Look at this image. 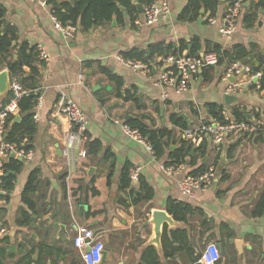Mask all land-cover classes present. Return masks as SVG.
Listing matches in <instances>:
<instances>
[{
    "label": "crops",
    "instance_id": "0c3cea01",
    "mask_svg": "<svg viewBox=\"0 0 264 264\" xmlns=\"http://www.w3.org/2000/svg\"><path fill=\"white\" fill-rule=\"evenodd\" d=\"M168 1L171 14L156 24H146L139 9L138 16L132 18L121 6V18L114 15L110 21L87 30L79 27L74 37L67 38L56 29L50 5L32 0H0L6 9V25L16 28L14 44L43 46L49 56L40 66L42 76L35 89L40 98L34 109L37 131L33 155L29 159L18 157L21 168L18 172L11 169L16 179L10 199H0L6 211L0 222V238L9 235L11 245L16 246L13 252L8 248L7 255L14 257L7 258L4 264H15L18 243H24L27 251L37 248L34 264H85L74 244L78 225L94 229L105 244L107 255L101 264H149L153 250L160 264H195L210 243H216L221 251L217 264H264V213H253L264 196V131L227 137L220 152L208 149L205 155H194L200 143L193 142L195 150L192 148L184 162L186 170L182 175L169 176L161 168L162 164H171L170 151L186 139L185 131L196 129L202 119L210 120L209 104L221 106L223 113L234 119L236 112H241L251 122L261 121V82L235 75L226 81L227 67L221 63L201 69L192 76L189 88L178 93L175 87L157 83L165 70L163 56H157L146 72L131 69L122 61L125 51H149L159 43L167 51L187 44L181 53H189L198 39L202 45L199 53L218 47L232 51L241 45L250 53L249 60L242 62L253 68L264 66V9L254 8L259 0H245L237 31L230 42H225L219 26L230 5L227 0H220L215 16L203 8L193 21L179 20L188 0ZM134 3L139 4L138 0ZM253 12L256 16L250 22L248 17ZM212 17L216 23L210 22ZM24 69L30 75V67ZM4 71L9 70L0 64V73ZM110 75L123 79L122 95ZM236 81L245 84L238 93L229 94L238 100L227 103L229 82ZM128 91L134 95L132 100L124 98ZM8 96L9 90L0 94V106ZM64 96L74 99L89 120L88 138L78 136L72 145L69 135L76 129L60 111ZM175 114L187 122L188 129L173 122ZM129 116L151 128L174 132L163 157H155L144 143L124 133L116 120L127 121ZM94 140L100 141L99 150L91 148ZM83 150L87 151L85 157ZM203 164L215 165L218 179L194 197L184 196L179 180ZM126 166L141 168L140 177L153 188L150 200L143 198L140 178L122 188ZM34 170H38L39 180L32 194L36 208L28 227L18 221L23 210L32 211L22 200V193ZM93 189L98 193L93 194ZM170 200L191 206L186 219L178 220L168 212ZM156 210L166 211L169 216L161 234L156 233L153 222ZM174 248L175 254L167 256V251Z\"/></svg>",
    "mask_w": 264,
    "mask_h": 264
},
{
    "label": "trees",
    "instance_id": "16d2710c",
    "mask_svg": "<svg viewBox=\"0 0 264 264\" xmlns=\"http://www.w3.org/2000/svg\"><path fill=\"white\" fill-rule=\"evenodd\" d=\"M157 0H138L139 4L144 7ZM232 3L235 0H227ZM55 2H59V7H55ZM220 0H188L187 4L182 9L179 20L181 21H193L199 17L201 10L205 8L206 10H211L212 16H215L217 7ZM47 4L51 6L52 13L65 25L74 24L81 29H90L96 25L103 24L106 21H110L114 15L118 18L122 17L121 6H125L126 10L129 12L132 18L138 16V7L134 3V0H47ZM255 9H264V0H259L255 4ZM6 16V9L0 4V64L6 66L10 72L11 78L20 77L22 85L28 90V92L19 100V108L21 115V122L10 123L7 141L16 145L18 149H24L25 151H30L34 148L33 141L37 131V125L35 120V106L38 104L40 93L36 92L38 82L41 79L40 66L45 65V61L40 57L39 47L30 45L28 42L22 44H14L17 40L16 28L11 25L4 26L2 19ZM255 12L251 13L248 20L252 22L255 19ZM188 48L187 44H182L179 48L169 47L168 51L164 44H154L150 47L149 51L140 49H131L129 51L123 52L122 56L125 59H132L141 61L152 67L153 62L157 56H167L169 53L179 54L183 52L184 49ZM202 45L198 39H195L192 47L189 49L190 54H197L201 50ZM217 52L221 54V63L224 62L225 58L230 61L234 60H249L248 50L237 45L232 51L225 50L221 48H215ZM30 67V75L27 76V72L24 67ZM255 70H262L264 73V66H256ZM104 72H107L104 70ZM41 75V76H40ZM111 79L116 82L119 94L122 95V88L124 86V81L121 77L110 75ZM30 80L32 82H30ZM260 88L264 90V76L261 80ZM13 93L9 91L8 98L3 101L0 106V111L11 101ZM134 95L130 91L125 92V100H132ZM209 115L211 118L223 119V109L217 104L208 105ZM236 117L238 120H247V117L241 112H236ZM14 119V117H12ZM172 120L176 125L181 126L183 129H188V124L178 115H172ZM12 119V120H13ZM12 122V121H11ZM132 128L138 129L147 141L153 146L155 154L158 158L163 157L167 150L169 149V142L173 140L174 132L168 128H151L146 123H144L139 118H134L126 121ZM261 133L263 131H260ZM192 141L182 139L180 146L170 151V163H184L187 157L190 156L192 148L194 146ZM101 143L99 140H94L91 142V148L94 150H99ZM209 149V141L207 138L200 142V145L196 148L194 155L197 152L205 155ZM193 155V157H194ZM193 162V161H192ZM169 164V163H167ZM207 166L203 164L198 169H195L192 173L196 174L203 171ZM21 164L19 163L18 157H10L9 162L6 164L7 173L4 177V182L2 187L8 190V194L3 195L0 193V199L8 201L10 199L9 192L14 189L16 175L11 172L12 170L19 171ZM130 166H126L124 169V174L122 178V188H128L131 185L130 179ZM39 180L38 170H34L26 183V186L22 193V200L24 203L32 210H23L21 212L22 218L18 221L19 225L30 227L32 221V215L35 212L36 205L32 199V194L37 189V184ZM140 186L144 191L143 198L145 200H150L153 197V188L148 184V182L140 177ZM98 191L93 189V194H97ZM168 212L178 220L186 219L188 212L191 211V206L187 203L181 201L170 200L168 203ZM4 207L0 206V222L3 214H5ZM254 215H262L264 213V196L260 199L259 203L254 209ZM29 240H32L28 235ZM0 264H4L7 258L14 257L13 255H7L8 248L12 244V239L9 235L0 238ZM19 247V257L15 261V264H34L33 254L35 249L30 251L26 250V245L24 243H18ZM43 247L40 249L43 251ZM176 249H171L167 251V256H172L175 254ZM152 259L149 264H160L158 255L155 250L151 252ZM199 258L194 260L195 264L199 263Z\"/></svg>",
    "mask_w": 264,
    "mask_h": 264
},
{
    "label": "built area",
    "instance_id": "2783aa9c",
    "mask_svg": "<svg viewBox=\"0 0 264 264\" xmlns=\"http://www.w3.org/2000/svg\"><path fill=\"white\" fill-rule=\"evenodd\" d=\"M42 5L47 4V0H32ZM245 0H235L230 3L225 16L223 17L219 30L225 42H230L238 27V21L243 10ZM171 14V8L168 0H157L143 7L144 22L148 25L158 23L161 18L168 17ZM52 18L56 29L61 31L67 38L75 36L78 26L74 24H63L53 13ZM211 23H216L217 20L210 18ZM40 56L44 60H48V54L43 46H39ZM223 50V49H222ZM224 51V50H223ZM124 64L136 71H150V66L141 61L122 58ZM165 70L161 73L157 83L163 86L175 87L178 93L184 92L189 88L191 78L201 69L214 67L221 64V54L216 50H205L197 54L179 53L168 54L162 57ZM227 71L224 75L226 81L235 75L237 77L247 76L249 82L260 83L264 73L262 70H255L250 64L244 63L241 60L230 61L228 58L223 62ZM245 81L229 82L227 94H236L242 90ZM10 91L13 93L11 101L0 111V193L8 194V190L3 188L4 177L7 173L6 164L9 161L11 154L21 159H29L33 155V151H25L18 149L15 144L7 141L12 117L19 115V100L28 92L17 77L10 79ZM166 98L168 95L164 93ZM60 111L70 120L75 127V131L69 135V145H72L73 140L78 136L84 140L88 138L89 120L82 107L72 98L63 97V103ZM116 122L121 125L124 133L140 142L144 143L148 150L155 156L153 146L147 141L146 137L135 128H132L126 121ZM264 131V118L259 122H251L249 120L234 119L226 113H223V119L213 118L210 120L202 119L200 125L194 130L185 131L187 140L199 144L205 138L209 139V149L220 152L222 143L227 137L239 135L243 133H257ZM87 151H82V156H86ZM162 170L166 175L176 176L182 175L186 170V163H171L162 164ZM140 167L131 169L130 178L132 181H138L140 178ZM219 177V170L215 165H208L203 171L193 174H185L179 180V188L181 193L187 197H194L200 190L204 191L211 188ZM76 235L74 244L81 251V256L85 264H101L105 251V244L97 238V233L94 229L82 226H76ZM221 259V251L216 243H210L204 249L199 260L202 264H217Z\"/></svg>",
    "mask_w": 264,
    "mask_h": 264
},
{
    "label": "water",
    "instance_id": "95a60500",
    "mask_svg": "<svg viewBox=\"0 0 264 264\" xmlns=\"http://www.w3.org/2000/svg\"><path fill=\"white\" fill-rule=\"evenodd\" d=\"M54 5H55V7H59V2H55ZM137 6H138L139 11L143 12V7L139 4ZM2 22H3L4 26L7 24V21L4 18L2 19ZM253 59H254V57H253ZM256 81L257 80L255 79L253 82H256ZM7 90L10 91V72L4 71V72L0 73V94H3ZM236 100H238L237 96L229 95V94L226 95V102L227 103H232ZM131 118H132L131 116L128 117V119H131ZM21 119H22L21 115H16L14 117V119L12 120V124L21 122ZM194 150H195V147L193 148V151ZM11 157H16V155L11 154ZM204 162H206V159L204 160ZM152 215H153V222L155 223V227H156V233L161 234V229H162L163 224L165 222H168V219H169L168 213L166 211L156 210L153 212ZM13 251H16L15 245L10 246L9 252H13ZM106 255H107V252L104 251L102 261H104L106 259Z\"/></svg>",
    "mask_w": 264,
    "mask_h": 264
}]
</instances>
